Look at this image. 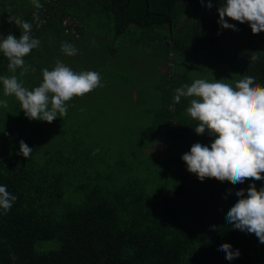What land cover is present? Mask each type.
<instances>
[{
  "label": "trees",
  "instance_id": "1",
  "mask_svg": "<svg viewBox=\"0 0 264 264\" xmlns=\"http://www.w3.org/2000/svg\"><path fill=\"white\" fill-rule=\"evenodd\" d=\"M39 2L40 9H14L19 19L32 24L30 35L40 41L24 57L28 68L49 51L48 43L78 45L93 19L99 28L107 27L104 37L111 41L133 34L135 27L142 38L156 40L155 30L164 33L169 71L156 82L158 92L150 97L157 104L150 110L152 124L139 135L149 143L131 152L130 145H123L118 158L110 147L84 139L85 127L66 125L70 116L80 119L78 110H69L64 122L55 118L51 127L27 118L18 100L9 115L0 112V185L17 197L6 214L0 209V264H264L258 237L226 220L239 199L235 193L244 189L247 196L252 183L260 190L264 179L233 185L215 178L201 181L189 172L183 154L195 143L210 147L215 137L207 130L195 132L198 121L186 112L191 98L174 102L176 89L191 84L182 67L199 57L209 59L226 84L235 87L252 76L254 84L264 86V31L253 34L250 24L227 17L238 30L223 29L218 9L226 0ZM65 18L80 21V38L68 33L75 22L66 25ZM21 35L19 27L14 36ZM253 54L259 56L255 62L250 61ZM8 65L0 52V76L23 71L13 73ZM2 88L0 81V97ZM142 95L143 90V102ZM21 140L33 149L28 158L17 155ZM162 141L170 142L167 155L150 154ZM224 243L239 249L240 256L227 260L220 250Z\"/></svg>",
  "mask_w": 264,
  "mask_h": 264
},
{
  "label": "clouds",
  "instance_id": "2",
  "mask_svg": "<svg viewBox=\"0 0 264 264\" xmlns=\"http://www.w3.org/2000/svg\"><path fill=\"white\" fill-rule=\"evenodd\" d=\"M31 2L36 9L43 7L39 0ZM208 7H212L211 2ZM218 12V23L223 29L238 30L229 23L227 17L250 24L253 34L264 31V0H226ZM33 17L39 20L38 13L34 12ZM12 21L22 29V35L17 39L8 34L0 40V52L9 60L11 72L23 69L19 74L22 77L29 67L25 65L24 57L39 47L40 41L30 35L31 23L11 15L9 22ZM61 50L69 56L78 52L74 45L67 42L62 43ZM258 59L256 54L250 57L251 62ZM42 77V83L29 90L16 75L0 76L4 95L14 96L30 120L51 123L57 116L64 117L67 115L66 102L102 86L98 72H75L60 61L56 62L52 70L44 68ZM181 97L191 98L186 112L198 121L195 132L203 135L207 130L209 135L215 137L210 147L195 143L190 152L183 154L182 159L189 172L197 174L201 181L215 178L233 185L248 179H264V86L254 84L252 76L237 81L235 87L221 80L209 82L196 79L191 85L184 84L176 89L174 102L179 103ZM0 106L7 108L8 101L0 100ZM32 151L27 143L20 141L17 155L28 158ZM235 195L239 199L227 212L226 220L235 229L255 234L259 242L264 244V188L257 190L255 183H252L247 189V196L244 189L238 190ZM16 199L6 185H0V209L5 214L11 210ZM216 227L211 226L212 230ZM220 250L226 254L227 260H233L241 254L239 249L233 251L229 243L222 244Z\"/></svg>",
  "mask_w": 264,
  "mask_h": 264
},
{
  "label": "rangeland",
  "instance_id": "3",
  "mask_svg": "<svg viewBox=\"0 0 264 264\" xmlns=\"http://www.w3.org/2000/svg\"><path fill=\"white\" fill-rule=\"evenodd\" d=\"M30 5L31 0H0V40L6 37L7 33L15 35L19 32V26L14 21L9 22L11 15L18 18L14 9L24 10ZM90 22L91 30H88L82 41L75 46L78 49L76 55L69 56L62 52V43H48L46 46L49 51L43 54L44 56L37 55V59L32 63V69L35 71L28 68L24 76L21 77L20 73L15 75L23 82L24 87L32 90L42 83V70L44 68L52 70L57 61L75 72H98L101 87L66 102L67 114L69 110H78L80 114V119L70 116L66 125L70 128L79 125L85 127L86 131L81 128L85 134L84 139L93 145L110 147L112 151H116L113 158H118L117 150L123 145H130L127 149L131 152L136 145L148 142L144 140L141 142L139 135L142 129H147L152 124L150 110L157 104L151 103L150 97L158 92L154 87L160 76H163V71H169L165 66L168 48L164 44V33L160 36L156 30L154 31L156 40L150 36L142 38L140 30L135 27L133 34H125L124 37L111 41L104 37L108 31L107 27L99 28L93 19H90ZM197 59V63L182 67V71L188 73L187 77L191 83L196 79H205L209 82L221 80L209 59L206 57ZM221 81L226 83V80ZM2 93L0 100H7L8 107L1 106L0 112L9 115V109L17 99L14 96H5L4 91ZM56 118L57 121L64 122L67 115ZM47 126L51 127L49 122ZM138 130L139 133H136ZM169 143V141L156 143L150 154L167 155Z\"/></svg>",
  "mask_w": 264,
  "mask_h": 264
},
{
  "label": "built area",
  "instance_id": "4",
  "mask_svg": "<svg viewBox=\"0 0 264 264\" xmlns=\"http://www.w3.org/2000/svg\"><path fill=\"white\" fill-rule=\"evenodd\" d=\"M73 22H75V25L71 28L69 27L68 28V33L72 34L73 36H76L77 38H80V35L78 34V31H77V24L80 23L79 20H72L71 18H65V24L66 25H70L72 24Z\"/></svg>",
  "mask_w": 264,
  "mask_h": 264
}]
</instances>
